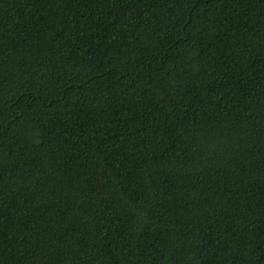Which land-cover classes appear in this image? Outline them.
I'll list each match as a JSON object with an SVG mask.
<instances>
[{
  "label": "trees",
  "instance_id": "trees-1",
  "mask_svg": "<svg viewBox=\"0 0 264 264\" xmlns=\"http://www.w3.org/2000/svg\"><path fill=\"white\" fill-rule=\"evenodd\" d=\"M0 264H264V0H0Z\"/></svg>",
  "mask_w": 264,
  "mask_h": 264
}]
</instances>
